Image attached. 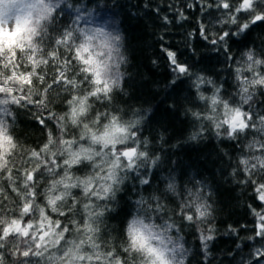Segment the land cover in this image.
I'll list each match as a JSON object with an SVG mask.
<instances>
[{
  "label": "clouds",
  "instance_id": "1",
  "mask_svg": "<svg viewBox=\"0 0 264 264\" xmlns=\"http://www.w3.org/2000/svg\"><path fill=\"white\" fill-rule=\"evenodd\" d=\"M65 3L0 0V264H190L195 246L186 240L182 226L199 234L208 264L219 206L211 180L196 178L195 169L183 182L179 170L160 171L159 191L141 192L122 235L113 232L117 225L110 226L109 213L118 211V194L125 191L130 174L139 177L141 188L150 185L152 173L166 166L165 157L153 152L149 136H141L153 109L133 107L126 114L117 103V93L129 95L124 89V68L130 60L123 32L82 25L80 15L60 23ZM214 7L220 11V28L228 25L218 36L225 51L230 31L241 39L264 23V0H217ZM181 65L184 72L172 68L171 84L187 79L200 105L186 104L181 111V118L192 122L183 143L200 145L211 139L219 146L222 140L239 141L242 150L229 175L233 183L237 171L247 179L255 177V192L264 201V115L256 109L264 91V52L251 45L241 51L229 95L223 79L218 82ZM29 106L41 114L46 111L55 128L39 120L44 138L38 145L26 143L18 131V112ZM145 169L147 176L141 174ZM169 197L175 205L166 203ZM252 213L258 230L247 239H261L252 248L254 259L264 255V215L255 209Z\"/></svg>",
  "mask_w": 264,
  "mask_h": 264
},
{
  "label": "trees",
  "instance_id": "2",
  "mask_svg": "<svg viewBox=\"0 0 264 264\" xmlns=\"http://www.w3.org/2000/svg\"><path fill=\"white\" fill-rule=\"evenodd\" d=\"M68 2L73 5L71 9L67 7ZM216 2L217 0H66L59 19L60 23H64L73 15H80L82 25L122 31L124 51L130 60L124 68L128 73L124 79V89L129 95L125 97L122 93H117V103L125 107L126 114L133 107H139L141 112L147 107L153 109L141 136H149L153 142V152H162L166 166L154 171L150 185L143 188L139 185V177L134 173L130 174L132 178L124 185L125 191L118 194V211L109 213L110 226L117 225L113 232L122 235V225L131 214L134 201L141 192L148 195L159 191L160 171L179 170V178L183 182L189 176V170L195 169L196 178L207 176L211 180L219 206L215 219V239L208 242V251L212 253L208 264H244L247 259H252V264H261L264 257L252 258V248L260 245L261 239L256 237L253 243L247 237L255 236L258 230L257 218L252 209L264 215V201L258 199L255 192V177L247 179L242 171H237V182L233 183V178L229 175L234 166L233 159L242 150L241 144L239 141L222 140L218 146L211 139L207 143L201 142L200 145L183 143L192 122L186 116L181 118V111L186 104L193 107L200 105L195 102V93L188 87L187 79H179L171 84L174 73L173 66L169 67V51L176 54L179 63L213 76L218 82L223 79L225 95L234 90L233 66L240 58L241 51L251 45L258 52H264V23L254 25L241 39H237L230 31L225 38L228 42L225 51L218 36L228 29V25H224L223 29L218 25L220 11L214 7ZM214 39L217 40L215 44L211 42ZM49 71L53 69L50 68ZM43 86L40 85L41 88ZM53 88H56L55 84ZM205 91L210 89L205 88ZM39 98L35 97L37 100ZM100 107L102 106L98 105ZM55 108L61 109L62 104H56ZM256 109L264 115V91L259 93ZM253 115L255 119V114ZM47 116L46 111L41 114L33 106L20 110V137L26 143L38 145L44 138V126L39 120L43 119L52 126ZM52 127L55 131L54 126ZM157 141H161L158 146ZM177 141L181 143L173 148L172 145ZM221 148L227 155L221 152ZM141 174L147 176V170H142ZM246 179V184L241 183ZM4 187L9 196H15L8 188L7 181H4ZM4 203L7 204L8 201L5 200ZM166 203L176 204L171 197ZM229 226L237 229L236 235L232 234ZM181 231L184 232L186 240L195 246L190 264L192 260L197 264H204L199 234L194 229L185 231L183 226ZM225 232L228 233L227 236L224 235ZM238 242L242 248L236 247ZM6 258L10 259L7 255Z\"/></svg>",
  "mask_w": 264,
  "mask_h": 264
},
{
  "label": "snow or ice",
  "instance_id": "3",
  "mask_svg": "<svg viewBox=\"0 0 264 264\" xmlns=\"http://www.w3.org/2000/svg\"><path fill=\"white\" fill-rule=\"evenodd\" d=\"M167 55H168V58H169L172 66H173V69L177 70L178 72H184L185 71L184 67L176 61V54L174 52L169 51V52H167ZM14 71H15V68H13V72ZM261 223H262V225H264V221H262ZM25 255H27V253H25ZM260 256L264 257V255H260ZM258 264H259V262H258Z\"/></svg>",
  "mask_w": 264,
  "mask_h": 264
},
{
  "label": "rangeland",
  "instance_id": "4",
  "mask_svg": "<svg viewBox=\"0 0 264 264\" xmlns=\"http://www.w3.org/2000/svg\"><path fill=\"white\" fill-rule=\"evenodd\" d=\"M260 256V255H259ZM264 261V260H263Z\"/></svg>",
  "mask_w": 264,
  "mask_h": 264
}]
</instances>
